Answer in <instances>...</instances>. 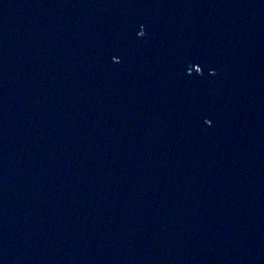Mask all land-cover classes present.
<instances>
[{"label":"water","instance_id":"obj_1","mask_svg":"<svg viewBox=\"0 0 264 264\" xmlns=\"http://www.w3.org/2000/svg\"><path fill=\"white\" fill-rule=\"evenodd\" d=\"M0 264H264V0H0Z\"/></svg>","mask_w":264,"mask_h":264},{"label":"snow or ice","instance_id":"obj_2","mask_svg":"<svg viewBox=\"0 0 264 264\" xmlns=\"http://www.w3.org/2000/svg\"><path fill=\"white\" fill-rule=\"evenodd\" d=\"M136 35L138 36V37H143L144 35H145V32L143 31V29L141 28L140 30H138L137 32H136ZM118 61L115 59V58H113V60H112V63L113 64H115V63H117ZM217 73L215 72V71H212L211 73H210V75L211 76H214V75H216ZM203 124L204 125H206V126H210V121L208 120V119H204L203 120Z\"/></svg>","mask_w":264,"mask_h":264}]
</instances>
